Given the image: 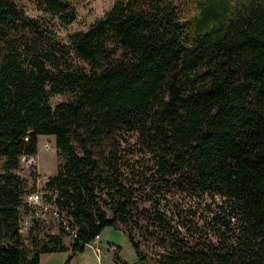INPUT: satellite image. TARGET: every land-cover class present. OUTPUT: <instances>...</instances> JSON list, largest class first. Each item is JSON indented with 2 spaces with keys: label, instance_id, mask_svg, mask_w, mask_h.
<instances>
[{
  "label": "trees",
  "instance_id": "16d2710c",
  "mask_svg": "<svg viewBox=\"0 0 264 264\" xmlns=\"http://www.w3.org/2000/svg\"><path fill=\"white\" fill-rule=\"evenodd\" d=\"M20 1L0 0V264L75 254L119 226L137 264L149 258L134 228L158 236L155 264H264V0H196L193 13L185 0H113L66 42L52 20L74 22V0H24L34 16ZM56 94L68 98L51 106ZM41 135L60 158L43 189L74 234L40 221L20 232L17 170ZM127 136L143 172H124ZM172 195L208 212L195 223L178 209L172 224Z\"/></svg>",
  "mask_w": 264,
  "mask_h": 264
},
{
  "label": "rangeland",
  "instance_id": "374dc122",
  "mask_svg": "<svg viewBox=\"0 0 264 264\" xmlns=\"http://www.w3.org/2000/svg\"><path fill=\"white\" fill-rule=\"evenodd\" d=\"M74 1L77 7V18L74 22L63 26L57 23L56 19L52 20L55 25L51 26V28L63 42L67 41L66 38L70 32L75 30H86L90 23L102 16L113 2V0ZM195 1L196 0H185L187 4L185 7H188L189 13L196 11L194 7ZM20 3L24 5V9L30 16L41 14L29 2L21 0ZM67 98L68 96L66 94H56L50 97L49 104L54 106ZM127 138L128 140L122 142L121 145L122 155L124 156L123 159H125V162H128V166L124 165V172L128 173L129 167L132 166H134L136 170H139V172H143L145 170L143 165L147 163L149 158L138 151L133 136H127ZM37 144V153L33 155L34 162L26 163L20 160L17 170V173L25 180L26 191L43 189L48 177L56 172L58 163L60 162V158L56 153L54 136L41 135L38 137ZM1 163L2 160H0V164ZM168 200L174 203V207L171 209L168 205L165 206V201L162 199L161 208L163 210L166 209V213L170 216L172 224L176 219H179L177 214L178 209H182L184 212L183 214H186L187 217H191L195 223L198 221L199 214H201V217H205V214L208 212L207 206H204L202 201L199 202L189 197L172 195L168 196ZM147 205L146 202L141 201L140 203L141 207ZM47 215V218L40 220L44 226L43 229L57 232L59 230L57 218L50 213ZM179 223L180 222L176 223V226L178 225V227H180ZM25 233L26 231L23 232V234ZM133 233L135 238L140 241L143 251L148 255V264H155L158 255L163 251L158 236H149L147 232L137 228L133 229ZM64 241L70 244L72 235H65ZM136 262L137 257L135 250L131 246L123 226L117 228L105 227L96 240L91 241L85 246L83 251L76 252L75 254H73L72 250L69 248L64 251L45 252L40 255V264H137Z\"/></svg>",
  "mask_w": 264,
  "mask_h": 264
},
{
  "label": "built area",
  "instance_id": "2783aa9c",
  "mask_svg": "<svg viewBox=\"0 0 264 264\" xmlns=\"http://www.w3.org/2000/svg\"><path fill=\"white\" fill-rule=\"evenodd\" d=\"M27 137L25 138V140ZM20 160L26 162V163H31L32 161L34 162V157L33 155H22L20 157ZM49 193V191L45 189H36V190H31L27 191L22 199V204L20 206V211L22 212V219L20 222V232H25L30 225H32L33 221H40L45 218H47V214L50 213L54 215L57 220L58 224L60 223L62 226L66 228L67 231L71 232L74 234V231L70 229L68 226V221L66 217L61 214L57 207L55 206L53 200L54 196ZM22 224V225H21ZM54 231H51L53 233ZM99 235H97L93 240H96Z\"/></svg>",
  "mask_w": 264,
  "mask_h": 264
}]
</instances>
